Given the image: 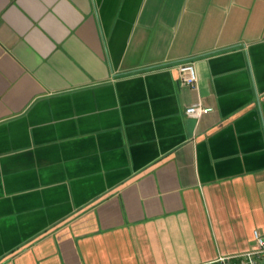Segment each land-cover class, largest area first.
Wrapping results in <instances>:
<instances>
[{"label":"crops","instance_id":"0c3cea01","mask_svg":"<svg viewBox=\"0 0 264 264\" xmlns=\"http://www.w3.org/2000/svg\"><path fill=\"white\" fill-rule=\"evenodd\" d=\"M254 231L264 0H0V264H204Z\"/></svg>","mask_w":264,"mask_h":264},{"label":"built area","instance_id":"2783aa9c","mask_svg":"<svg viewBox=\"0 0 264 264\" xmlns=\"http://www.w3.org/2000/svg\"><path fill=\"white\" fill-rule=\"evenodd\" d=\"M179 80L187 87L196 90L197 73L192 62H185L177 66ZM212 112V109L203 106L199 101L185 109V115L194 119ZM252 248L236 256H223L204 264H264V234L254 231L252 233Z\"/></svg>","mask_w":264,"mask_h":264}]
</instances>
